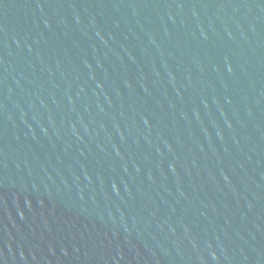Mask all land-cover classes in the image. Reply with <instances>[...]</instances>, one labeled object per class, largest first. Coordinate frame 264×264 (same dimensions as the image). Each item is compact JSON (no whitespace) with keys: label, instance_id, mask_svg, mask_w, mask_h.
Returning <instances> with one entry per match:
<instances>
[{"label":"water","instance_id":"water-1","mask_svg":"<svg viewBox=\"0 0 264 264\" xmlns=\"http://www.w3.org/2000/svg\"><path fill=\"white\" fill-rule=\"evenodd\" d=\"M0 264H264V0H0Z\"/></svg>","mask_w":264,"mask_h":264}]
</instances>
